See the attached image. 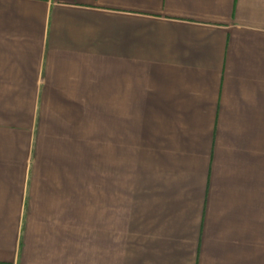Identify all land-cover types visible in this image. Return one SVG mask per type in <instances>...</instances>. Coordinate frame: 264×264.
<instances>
[{
	"label": "crops",
	"instance_id": "0c3cea01",
	"mask_svg": "<svg viewBox=\"0 0 264 264\" xmlns=\"http://www.w3.org/2000/svg\"><path fill=\"white\" fill-rule=\"evenodd\" d=\"M0 264H264V0H0Z\"/></svg>",
	"mask_w": 264,
	"mask_h": 264
}]
</instances>
